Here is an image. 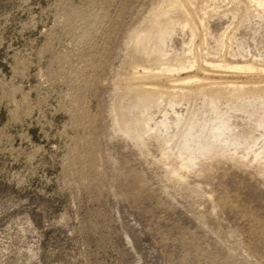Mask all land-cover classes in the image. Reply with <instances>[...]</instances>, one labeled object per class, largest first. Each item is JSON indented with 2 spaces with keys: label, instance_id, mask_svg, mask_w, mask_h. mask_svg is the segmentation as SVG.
<instances>
[{
  "label": "rangeland",
  "instance_id": "obj_1",
  "mask_svg": "<svg viewBox=\"0 0 264 264\" xmlns=\"http://www.w3.org/2000/svg\"><path fill=\"white\" fill-rule=\"evenodd\" d=\"M261 69L264 0H0V264H264Z\"/></svg>",
  "mask_w": 264,
  "mask_h": 264
},
{
  "label": "bare ground",
  "instance_id": "obj_2",
  "mask_svg": "<svg viewBox=\"0 0 264 264\" xmlns=\"http://www.w3.org/2000/svg\"><path fill=\"white\" fill-rule=\"evenodd\" d=\"M182 12H183V14H184V16H186V20L187 21H189V20H192V14H190V13H188V12H186V10L184 9V8H182ZM83 16V15H82ZM194 21V20H193ZM202 22H203V20H202ZM193 23V22H192ZM204 23V22H203ZM190 24H191V22H190ZM189 26V22L187 23V24H185V26L184 27H188ZM194 26H195V24H194ZM190 27V26H189ZM195 28H197V27H195ZM195 28L193 29L192 27L190 28L191 29V32H192V36H193V39H195L196 37H197V35H196V30H195ZM195 30V31H194ZM198 32V31H197ZM87 33V32H86ZM226 35V34H225ZM164 36H165V34H163L162 33V31H161V35L159 36V40H160V42L163 44V41H164ZM163 46V45H162ZM161 51H162V53L164 54V52H163V50L161 49ZM162 53H161V57L162 56H166V54L165 55H162ZM188 60V59H187ZM194 62V61H193ZM162 65H164L163 63H162ZM185 65V64H184ZM204 66H202L201 67V71H203V74H204V77L202 78V79H198L197 78V80H191V79H189V78H191V77H187V78H185V79H176V80H171L172 81V85H170L171 87L170 88H172V89H176V88H178V90L181 92V90L183 91L184 89H186V90H190V88H188L190 85H192V84H194V85H200V86H206V85H208V86H218L219 84L221 85V83H217V82H212V81H209L210 79H209V77H210V75H211V73H210V69H213V71H216V72H222V71H233V72H236V73H254V72H257L258 71V68L254 65V64H240V63H234L233 65H230V64H225V63H222V62H218V61H215V60H212V61H207L206 62V64H203ZM182 66V65H181ZM187 66V65H186ZM194 66V65H193ZM191 68H192V66H191ZM163 71H164V73L165 72H178V73H180L181 71H184V70H186V68L185 67H182V68H180V67H173V69H172V67L170 68V66L168 65L167 67H164L163 69H162ZM146 71V70H145ZM149 71H151V70H149ZM260 72H264V69H261L260 70ZM151 74V73H150ZM148 72H146L145 73V77H151V75H150ZM182 74V73H181ZM209 76V77H208ZM195 78H196V76H195ZM229 84V83H228ZM236 84V83H235ZM224 85V84H223ZM222 85V86H223ZM197 87L198 89L199 88H201V87ZM225 86V85H224ZM235 87V86H234ZM205 88H209V87H205ZM212 87H210V89H211ZM214 88V87H213ZM212 88V89H213ZM222 88V87H221ZM225 88V87H224ZM146 89V88H145ZM193 89V88H192ZM197 89V90H198ZM155 90V89H154ZM154 90H152L151 89V87L150 88H147L146 90H143L142 91V93H145V95H151V94H159V93H155V91ZM201 90H202V88H201ZM157 91V90H156ZM185 91V90H184ZM194 91V90H193ZM193 91H192V93H193ZM208 91H209V89H208ZM159 92V91H158ZM162 92V91H161ZM188 92V91H187ZM200 92V91H199ZM163 93V92H162ZM197 93V92H196ZM186 94V93H185ZM190 94V93H189ZM201 94V93H200ZM205 94H206V92H205ZM159 95H161V94H159ZM182 95H184L183 93H182ZM191 95V94H190ZM184 97V96H183ZM147 120V119H146ZM187 137V135L185 134L184 135V139Z\"/></svg>",
  "mask_w": 264,
  "mask_h": 264
}]
</instances>
